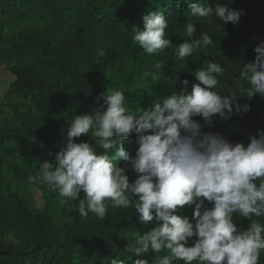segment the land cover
<instances>
[{
	"label": "trees",
	"instance_id": "16d2710c",
	"mask_svg": "<svg viewBox=\"0 0 264 264\" xmlns=\"http://www.w3.org/2000/svg\"><path fill=\"white\" fill-rule=\"evenodd\" d=\"M189 2H203L206 7L227 4L243 10V15L235 26L215 17L208 24L191 15ZM155 12H162L169 23L166 36L174 47L149 55L131 31L134 26L143 30V17ZM188 22L196 24L195 38L207 32L213 44L181 60L175 52L188 39L183 33ZM260 42H264V0H0V64L16 76L5 96L12 114L0 111V148L6 142L15 143L23 158L21 164L12 165L10 176L0 167V200L20 202L31 189L43 191L45 198L42 209L29 211L35 220L32 229L31 224L10 223L0 212V264H112L113 260L134 264L137 259L155 264L157 254L137 256L125 251L135 233L142 236L153 227L139 220L134 203L128 209L109 206L103 220L91 213L82 218L78 201L61 198L46 184L29 182L30 176H38L34 161L54 162L67 143V120L92 114L102 104L98 97L106 89L123 91L133 112L148 110L158 97L179 92L183 80L191 92L192 85L199 83L191 73L206 68V62L220 63L224 69L215 89L221 95L236 89L237 81L247 87L240 72L243 64L254 62ZM98 49L104 50L103 57L97 56ZM170 76L179 78L172 87L166 83ZM87 89L91 95H85ZM236 103L248 104L250 110L236 113L234 109L227 121L216 116L212 126L202 131L247 147L250 136L264 130V97L241 96ZM193 119L204 123L201 117ZM74 142L94 143L86 135ZM123 143L134 157L135 135ZM103 151L98 149V154ZM126 175L130 182L137 178L130 167ZM205 206L211 207L207 201ZM193 210L186 207L182 215L194 223ZM233 219L240 231L251 223L236 214ZM252 219L264 223V217ZM158 255L162 258L168 252ZM259 264H264V252Z\"/></svg>",
	"mask_w": 264,
	"mask_h": 264
},
{
	"label": "clouds",
	"instance_id": "9594fccd",
	"mask_svg": "<svg viewBox=\"0 0 264 264\" xmlns=\"http://www.w3.org/2000/svg\"><path fill=\"white\" fill-rule=\"evenodd\" d=\"M188 10L208 24L215 17L235 26L243 15V10L227 4L206 7L203 2H189ZM143 20V30L134 26L131 33L145 53L174 47L166 36L169 23L162 12L150 13ZM183 33L188 39L175 52L181 60L213 44L207 32L195 38L193 22L184 25ZM254 52V62L243 64L240 72L247 87L237 81L228 95L215 90L224 72L217 62H206V68L191 73L199 82L191 92L183 80L179 92L158 97L148 110L133 112L123 91L106 89L98 97L102 104L92 114L67 120L66 145L55 154L54 162L34 161L38 176H30L29 182L46 184L61 198L78 201L82 218L91 213L103 220L109 206L128 209L134 203L139 220L153 227L142 236L135 233L125 251L137 256L157 254L155 264H259L264 223L252 218L264 217V130L250 136L247 147L202 131L212 126L216 116L227 121L234 109L247 113L250 106L237 104L238 97H264V42ZM104 55L103 49L97 50L98 57ZM153 78H157L155 73ZM178 79L170 76L166 83L172 87ZM85 95H91V89ZM193 117H201L204 123ZM133 134L138 145L134 157L123 143ZM82 135L94 143H75ZM98 149L103 153L98 154ZM129 167L137 177L134 182L126 175ZM186 207L194 209V223L182 215ZM234 214L251 221L247 230L237 228ZM163 251L168 255L161 258L158 254ZM134 264H149V260L137 259Z\"/></svg>",
	"mask_w": 264,
	"mask_h": 264
},
{
	"label": "rangeland",
	"instance_id": "374dc122",
	"mask_svg": "<svg viewBox=\"0 0 264 264\" xmlns=\"http://www.w3.org/2000/svg\"><path fill=\"white\" fill-rule=\"evenodd\" d=\"M15 74L10 72L6 66L0 64V111L8 112L11 115V109L6 107V92L9 85L14 82ZM17 147L15 143L6 142L0 148V167L2 171L7 175H11V168L13 164H21L23 158L16 152ZM43 191L31 189V192L22 194V201H16L13 199H1L0 200V212L10 223L14 225L23 226L27 225L35 226V220L31 217L29 211L31 209H42L45 204V198ZM7 235V234H6ZM34 235V232L32 233ZM9 236H13L9 234Z\"/></svg>",
	"mask_w": 264,
	"mask_h": 264
}]
</instances>
